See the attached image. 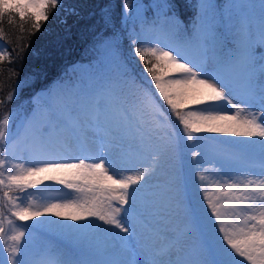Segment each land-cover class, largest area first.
Masks as SVG:
<instances>
[{
	"label": "rangeland",
	"instance_id": "374dc122",
	"mask_svg": "<svg viewBox=\"0 0 264 264\" xmlns=\"http://www.w3.org/2000/svg\"><path fill=\"white\" fill-rule=\"evenodd\" d=\"M208 2L193 44L152 43L174 71L159 94L195 105L183 122L198 130L184 138L185 170L175 143L157 139L164 122L153 100L127 108L90 80L75 101L38 93L45 105L0 159L2 183L24 192L14 205L24 223L6 228V264H264V25L236 0L241 52L222 65Z\"/></svg>",
	"mask_w": 264,
	"mask_h": 264
},
{
	"label": "trees",
	"instance_id": "16d2710c",
	"mask_svg": "<svg viewBox=\"0 0 264 264\" xmlns=\"http://www.w3.org/2000/svg\"><path fill=\"white\" fill-rule=\"evenodd\" d=\"M248 1L258 3L257 23L264 25V0ZM208 10L224 40L221 60L235 55L240 37L233 26L235 0H209ZM200 11L201 0H43L38 10L25 0H0V159L9 136L41 107L34 100L39 92L59 89L74 98L87 79L107 85L127 107L153 100L163 114V134L180 150L181 138L198 132L193 122L183 123L195 106L159 94V84L174 71L151 40L155 35L183 46L193 43ZM3 171L0 167V264L6 223L24 222L14 212L21 188L5 186Z\"/></svg>",
	"mask_w": 264,
	"mask_h": 264
},
{
	"label": "bare ground",
	"instance_id": "6f19581e",
	"mask_svg": "<svg viewBox=\"0 0 264 264\" xmlns=\"http://www.w3.org/2000/svg\"><path fill=\"white\" fill-rule=\"evenodd\" d=\"M54 162H58L59 159L55 160V159H52ZM63 168V165H61V163H57V170H61ZM120 253H125V254H130V253H133L134 250L131 248V249H125V248H120L119 249Z\"/></svg>",
	"mask_w": 264,
	"mask_h": 264
}]
</instances>
